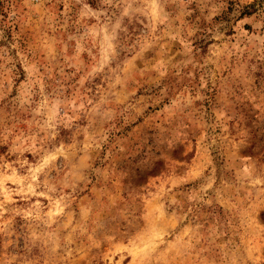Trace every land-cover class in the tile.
<instances>
[{
	"label": "rangeland",
	"instance_id": "obj_1",
	"mask_svg": "<svg viewBox=\"0 0 264 264\" xmlns=\"http://www.w3.org/2000/svg\"><path fill=\"white\" fill-rule=\"evenodd\" d=\"M0 264H264V0H0Z\"/></svg>",
	"mask_w": 264,
	"mask_h": 264
}]
</instances>
